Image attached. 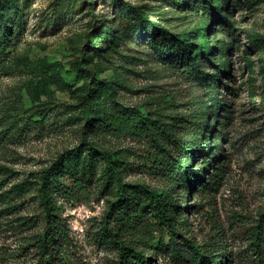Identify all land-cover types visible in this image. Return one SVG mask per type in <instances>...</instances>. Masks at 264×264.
<instances>
[{
    "label": "rangeland",
    "instance_id": "rangeland-1",
    "mask_svg": "<svg viewBox=\"0 0 264 264\" xmlns=\"http://www.w3.org/2000/svg\"><path fill=\"white\" fill-rule=\"evenodd\" d=\"M203 1L0 0V264H42L46 216L37 189L43 171L84 140L80 112L93 71L111 81L92 93L97 112L129 107L145 115L139 134L91 138L130 158L134 169L124 179L174 187L175 208L186 210L177 222L180 241L205 247L222 238L225 264H264V0ZM209 5L226 7L230 21L214 17ZM154 27L181 33L186 57L206 45L217 63L229 62V74L217 81L216 68L204 60L198 77L186 59H164L154 44L159 35L148 32ZM215 98L225 107L208 115L204 142L220 145L222 157L204 173L214 184L191 188L192 168L203 163L192 152H173L188 165L195 157L192 168L173 177L151 170L150 134H163L167 145H173L169 135L191 139L204 129ZM97 146L83 145L68 158L78 166L91 161L90 181L85 196L62 204L64 246L50 264H117L120 241L134 245L130 234L119 233L118 241L109 234L116 185ZM138 246L148 264H176L163 225ZM180 248L191 251L185 242Z\"/></svg>",
    "mask_w": 264,
    "mask_h": 264
},
{
    "label": "trees",
    "instance_id": "trees-1",
    "mask_svg": "<svg viewBox=\"0 0 264 264\" xmlns=\"http://www.w3.org/2000/svg\"><path fill=\"white\" fill-rule=\"evenodd\" d=\"M208 9L217 19L225 18L226 22H228L229 11L223 5L219 8L209 5ZM136 12L141 19L149 20L147 19L149 15L144 14L141 8H136ZM148 32H151L153 36L159 35L154 44L164 59L176 55L181 60L186 59L188 62V66L186 67L195 72L196 76L199 77L202 70L201 61L204 60L210 62L211 66L216 68L218 72V74H215L217 75V81L229 74V62L224 59L220 63H217L210 54L211 49L209 48L208 50L206 45L199 53L189 54L186 57V38L181 33H173L162 27L150 28ZM110 33L112 34V31ZM203 73L204 78L210 74ZM103 83H111V81L100 80L93 71L89 86L90 91L83 94L85 107L80 112L84 119L83 142L72 149L66 150V155L44 170L41 175L37 191L46 216L45 230L41 240L42 264H50V259L54 257L60 259L62 254L65 238V229L60 215L62 204L64 202H75L88 192L90 174H86V172L92 168L91 161L86 160L81 166L77 164L73 165L68 159L69 156L76 158V152L81 151L83 145L97 146L94 139H91L95 133L108 132V134L119 137L122 134L133 136L139 134L140 130H144L145 126L142 124H144L145 115L134 108L126 107L118 109V111L111 114L103 113V110L96 111L97 108H94L91 102L92 93L98 90ZM225 86L229 88L227 83ZM111 91L114 93V87H111ZM224 107V101L215 98L210 109H208L209 111L206 112L207 116L203 123L204 129L195 131L191 135V139L184 136L169 135L170 142L173 145H167L164 142L163 134L155 135L152 132L150 136H152L154 142V151H150L147 155V159L152 161L151 170L155 168L164 173L169 172L173 177L175 174H179L182 168H184V172L185 168L187 169L192 166L195 157H201L203 163L200 168L190 167L192 168V175L194 177L191 188H198L200 184H204L205 187L212 186L214 180L210 182L205 180L204 173L210 166L215 164L218 158L222 157V154L218 152L219 143L210 145L204 143L207 127L210 124L208 115H218ZM217 118L220 120L219 117ZM190 129H195L194 121ZM197 135L200 136L199 141L195 139ZM196 144L198 147H195ZM95 150H98L104 156L109 175L114 178L116 185L117 197L112 209V214L116 216V223L109 229V234L116 237L117 241L119 233L130 234L134 240V245L131 244L130 246L126 244L125 240L120 241L121 243L119 242L121 246L119 247V260L117 264H148L146 249L139 247L138 244L146 242L147 234H151L153 231L158 232L161 225L168 229V243L175 256L176 264H225L222 258L229 256V253L222 238L215 240L212 246L207 245L205 247H201L195 240L190 238L179 240L180 230L177 222L182 217L180 215L186 210L182 211L180 206L175 208L172 201L174 196V191L172 190H174V187H148L139 182L126 181L124 179L125 173L134 169V163L130 158L120 154L122 153L121 151H119L120 153L118 151L113 152L101 146H97ZM174 151L192 152L195 157L188 165L181 157L175 156L173 154ZM143 166H145L144 168H148L145 163ZM188 174L191 173L187 172ZM150 214L151 217L149 216ZM183 221L185 219L181 218V222ZM260 229L259 226V229H254L253 232L254 241L257 245L261 241ZM183 242L191 249L186 255L182 254L180 248ZM147 249L151 250L149 247Z\"/></svg>",
    "mask_w": 264,
    "mask_h": 264
}]
</instances>
